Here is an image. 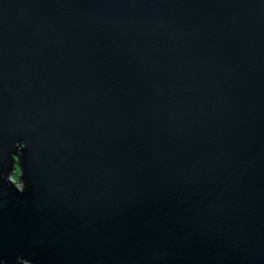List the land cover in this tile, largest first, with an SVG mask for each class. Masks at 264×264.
Listing matches in <instances>:
<instances>
[{"label":"water","instance_id":"1","mask_svg":"<svg viewBox=\"0 0 264 264\" xmlns=\"http://www.w3.org/2000/svg\"><path fill=\"white\" fill-rule=\"evenodd\" d=\"M18 140L8 264H264V0H0Z\"/></svg>","mask_w":264,"mask_h":264},{"label":"clouds","instance_id":"2","mask_svg":"<svg viewBox=\"0 0 264 264\" xmlns=\"http://www.w3.org/2000/svg\"><path fill=\"white\" fill-rule=\"evenodd\" d=\"M15 147L17 149L16 153L11 155L10 160L5 159L3 161L4 170H0V182H2L5 187H14V189L20 194H24L28 190V185L24 179V170L20 164V156L23 154V150L27 147V145L24 141L18 140L15 143ZM9 164H11L10 170H8ZM23 199L27 200L28 197L24 196ZM43 255H45V253L38 252L37 250L21 253L16 256L15 264H38V262H34L32 259L27 257L34 258ZM0 264H8V259L0 257Z\"/></svg>","mask_w":264,"mask_h":264}]
</instances>
